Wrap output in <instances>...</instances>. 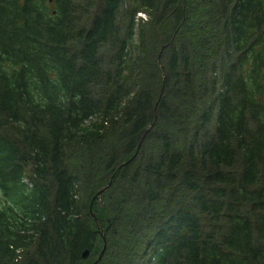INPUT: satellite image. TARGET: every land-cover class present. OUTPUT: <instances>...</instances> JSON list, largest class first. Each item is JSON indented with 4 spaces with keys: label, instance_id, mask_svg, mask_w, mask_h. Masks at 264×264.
Segmentation results:
<instances>
[{
    "label": "trees",
    "instance_id": "trees-1",
    "mask_svg": "<svg viewBox=\"0 0 264 264\" xmlns=\"http://www.w3.org/2000/svg\"><path fill=\"white\" fill-rule=\"evenodd\" d=\"M0 264H264V0H0Z\"/></svg>",
    "mask_w": 264,
    "mask_h": 264
},
{
    "label": "water",
    "instance_id": "water-1",
    "mask_svg": "<svg viewBox=\"0 0 264 264\" xmlns=\"http://www.w3.org/2000/svg\"><path fill=\"white\" fill-rule=\"evenodd\" d=\"M109 183H110V181H109ZM109 183H107L104 187H102L101 189H99L98 191H97V193L96 194H98V193H100L102 190H104L108 185H109ZM88 254H89V249L88 248H85L83 251H82V257L83 258H85V257H87L88 256ZM100 255H101V253L99 254V256L97 257V259L100 257ZM96 259V260H97Z\"/></svg>",
    "mask_w": 264,
    "mask_h": 264
},
{
    "label": "rangeland",
    "instance_id": "rangeland-1",
    "mask_svg": "<svg viewBox=\"0 0 264 264\" xmlns=\"http://www.w3.org/2000/svg\"><path fill=\"white\" fill-rule=\"evenodd\" d=\"M142 14H143V13H141V15H142ZM217 16H218V15H216V18H217Z\"/></svg>",
    "mask_w": 264,
    "mask_h": 264
}]
</instances>
